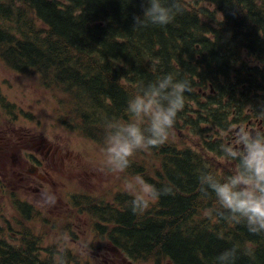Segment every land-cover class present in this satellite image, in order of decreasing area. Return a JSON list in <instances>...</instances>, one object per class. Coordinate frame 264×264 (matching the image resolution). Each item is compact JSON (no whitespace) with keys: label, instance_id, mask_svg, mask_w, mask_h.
Returning a JSON list of instances; mask_svg holds the SVG:
<instances>
[{"label":"trees","instance_id":"16d2710c","mask_svg":"<svg viewBox=\"0 0 264 264\" xmlns=\"http://www.w3.org/2000/svg\"><path fill=\"white\" fill-rule=\"evenodd\" d=\"M209 1L224 16L219 28L204 20L203 8L189 12L183 0L172 23L143 28H133L142 0H0V60L17 74L37 72L46 87L69 97L71 113L89 128L131 119L126 101L139 82L153 79L156 60V72L189 80L169 141L133 156L140 163L136 174L157 187L170 185L171 193L143 213L131 210V196L124 193L116 197L117 208L88 204L99 218L95 234L133 261L214 264L219 253L237 245L236 264H264V234L204 215L213 200H201L197 176L204 165L221 176L233 173L232 164L219 171L208 157L221 158L224 143L178 144L181 130L183 136L210 127L225 132L249 120L264 126V8L255 0ZM35 250L33 241L13 246L0 240V264H55L34 256ZM63 256L71 264L72 255Z\"/></svg>","mask_w":264,"mask_h":264},{"label":"rangeland","instance_id":"374dc122","mask_svg":"<svg viewBox=\"0 0 264 264\" xmlns=\"http://www.w3.org/2000/svg\"><path fill=\"white\" fill-rule=\"evenodd\" d=\"M262 3L264 0H258V4L264 8ZM187 4L196 6L195 0H187ZM69 102V97L58 89L43 85L36 72L16 74L0 60V125L8 127L9 132L15 135L21 131H34L49 143H55L61 155L60 163L50 168L51 177L41 190L39 184L32 180H24L21 185L9 163L0 166V185L5 187V191L0 190V239L4 237L10 244L12 235L8 227L16 230L27 228L35 236L41 237L43 247L56 244L60 251L69 250L72 258L67 259L69 262L73 260L71 264H111L104 261L105 256L100 252L91 255L92 247L98 240L93 233L94 215L85 205L89 202H83V214L73 212L65 203L81 199L91 201L92 204H89L92 206L110 205L117 208L116 194L129 195L124 191V180L136 175L135 168H139L140 163L137 158H131V165L126 173L108 171L101 151L105 141V128L92 129L85 126L83 121L71 113ZM85 129L92 134H84ZM236 129L219 132L210 127L204 128L199 135L186 130V136H183L181 130L178 133V144L199 147L201 139H214L215 142L226 138L225 133H228L229 137L225 139L227 144ZM208 157L214 160L219 171L226 170L231 165L214 154H208ZM43 192L48 194L44 196ZM49 197L54 198V203L49 202ZM14 198H22L32 206L33 212L25 224L12 209ZM54 217L58 224L53 222ZM34 243L37 248L33 255L43 261L48 260L50 253ZM13 244L16 245L17 242L13 241ZM111 248L112 245L108 249ZM56 253H52L55 259ZM111 258L119 262L118 256ZM146 263L152 264V258L138 262Z\"/></svg>","mask_w":264,"mask_h":264},{"label":"clouds","instance_id":"9594fccd","mask_svg":"<svg viewBox=\"0 0 264 264\" xmlns=\"http://www.w3.org/2000/svg\"><path fill=\"white\" fill-rule=\"evenodd\" d=\"M141 7L142 15L134 17L133 28L167 26L181 10L178 0H142ZM158 64L156 60L153 79L139 82L126 101L125 112L131 119L112 118L104 123L101 151L110 172L126 173L134 155L151 153L174 133L178 114L185 106V93L191 90L190 82L176 72H156ZM236 137L234 142L220 145L221 158L235 164L232 174L218 175L208 165L199 171L200 198L213 200L204 215L216 223L243 224L249 233L264 234V129H241ZM124 191L131 196V210L143 213L172 188L157 187L136 174L124 180ZM48 200L54 203L53 197ZM237 250V245L225 249L214 258V264H236ZM55 264H66L62 251L56 253Z\"/></svg>","mask_w":264,"mask_h":264},{"label":"flooded vegetation","instance_id":"af4514ba","mask_svg":"<svg viewBox=\"0 0 264 264\" xmlns=\"http://www.w3.org/2000/svg\"><path fill=\"white\" fill-rule=\"evenodd\" d=\"M1 145H0V165L5 164L11 158L12 166L16 170H20L24 167L23 162L26 159L33 160L37 154H41L44 156L46 161L44 167V176L38 173L39 166L38 164L42 165L43 162L36 160L35 167H31L30 169L26 170L27 173L31 174L27 179L39 183V190L43 189V185L40 183L42 180L47 181L50 178V173L46 169L47 165H54L55 163L59 162L61 159V155L59 154L60 149L53 146H43V141L35 142L34 137H30L28 134H22L17 138V141H14V137L12 138L5 137L0 138ZM43 146V148H41ZM46 192H43L45 195ZM123 264H128L123 262Z\"/></svg>","mask_w":264,"mask_h":264},{"label":"bare ground","instance_id":"6f19581e","mask_svg":"<svg viewBox=\"0 0 264 264\" xmlns=\"http://www.w3.org/2000/svg\"><path fill=\"white\" fill-rule=\"evenodd\" d=\"M253 42V41H252ZM26 51V50H25ZM220 56V55H219ZM221 60V59H220ZM225 98V97H224ZM213 202V201H212ZM227 228H228V226H227ZM207 230V229H206ZM226 230V229H225ZM236 239V238H235Z\"/></svg>","mask_w":264,"mask_h":264}]
</instances>
